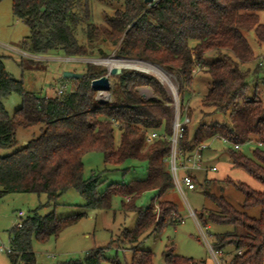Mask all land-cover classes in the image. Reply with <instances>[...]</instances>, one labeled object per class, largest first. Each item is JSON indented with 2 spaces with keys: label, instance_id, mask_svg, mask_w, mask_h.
<instances>
[{
  "label": "trees",
  "instance_id": "obj_1",
  "mask_svg": "<svg viewBox=\"0 0 264 264\" xmlns=\"http://www.w3.org/2000/svg\"><path fill=\"white\" fill-rule=\"evenodd\" d=\"M123 3V8L108 18L106 28L93 22L89 0H11V9L13 16L28 27L29 33L21 42H30L34 53L61 50L67 57H90L92 52L80 43L78 34L84 31L85 41L93 42L102 33V40L116 47L117 56L146 60L173 74L183 109L186 95L194 93V68L197 64L204 67L209 87L195 107L197 115L193 106L185 109L189 120L178 142L179 157H187L213 138H225L241 146L252 141L261 143L251 156L234 148L228 153L232 167L245 171L263 189L227 177L226 181L243 195L240 209L221 190L206 188L204 195L214 208H203L197 220L203 227L208 222L231 227L215 233L210 243L215 253L231 256L224 264H264V100L257 93L250 95L247 80L263 64L259 61L254 68L242 67L258 59L255 46L264 48V0H159L156 6L144 0ZM248 32H252L255 46L249 42ZM208 52L218 57L205 62L204 54ZM100 54L104 52L100 50ZM106 73L102 66L86 64L80 78H71L76 84L70 91L41 96L14 79L0 56V148L17 144L18 128L40 125L36 137L9 155L0 156V197L10 193L45 194L46 202L39 208H51L45 215L34 210L21 228L11 230V264H39L32 240L45 243L57 238L85 215L56 218L52 209L69 189H75L89 209L109 208L115 195L129 197L127 202L121 201V207L137 214L133 227L122 232V242L131 250L130 264H153V253L140 248V238L149 231L162 232L180 218L176 204L166 198L175 189L168 164L170 141H146L152 130L166 137L172 133V110L164 87L152 75L119 69L111 74L112 100L102 102L95 98L90 82ZM261 82L264 84V79ZM142 86L151 88L153 100L138 93ZM12 93L18 94L21 102L9 115L1 100ZM90 151L102 152L104 164L111 168L136 161L122 167L124 174L146 163V176L109 184L99 191L100 173L83 179L82 157ZM146 191L154 193L151 201L137 207L134 200ZM254 208H258L257 216L248 212ZM106 249H92L83 258L58 264H102L107 259ZM164 261L194 264L192 258L174 253L173 247L164 253ZM111 262L121 264L116 259Z\"/></svg>",
  "mask_w": 264,
  "mask_h": 264
},
{
  "label": "rangeland",
  "instance_id": "obj_2",
  "mask_svg": "<svg viewBox=\"0 0 264 264\" xmlns=\"http://www.w3.org/2000/svg\"><path fill=\"white\" fill-rule=\"evenodd\" d=\"M123 0H89V11L93 22L101 28H106L107 20L111 17L116 9H122ZM29 33L28 27L12 14L11 0H0V56L6 71L17 80L22 81L23 87L31 92L41 96L56 95L57 89L64 85L65 91L71 90L76 84L71 78H64L63 72L71 71L83 73L86 64H94L106 68L107 73L114 67L108 68L103 63H94L92 59L120 57L114 51L108 41L102 40L101 34L93 42L85 41L84 31H80L78 39L92 52L90 57H67L61 50H52L46 54H36L33 52L30 42H21L26 39ZM247 38L255 46L252 32L247 33ZM100 50L104 54H100ZM258 59L249 63L242 64L243 68H254L256 63L262 61L261 70L258 73H250L247 80L250 85V95L257 93L264 100V48L259 49L255 46ZM25 52V53H23ZM218 55L215 52L204 54V61L209 62L216 59ZM124 58V57H123ZM129 59V58H128ZM131 60H140L133 59ZM146 61V60H144ZM149 62V61H146ZM152 63V62H149ZM155 64V63H152ZM158 65V64H156ZM159 66V65H158ZM161 67V66H160ZM119 69L138 70L156 77L164 87L167 94L168 104L171 106L172 115L170 118V127L172 129L174 109V96L179 104V113L182 115L187 106H193L196 112L199 99L206 93L209 87V76L202 70V66L197 64L194 68V93L186 95V106L181 108L178 98V83L173 74L172 83L175 87V93H172L167 84L154 72L142 71L132 67H118ZM162 68V67H161ZM163 69V68H162ZM110 85L112 76L108 75ZM138 93L146 100L154 99V94L150 87L142 86L137 89ZM110 99L112 94L107 91ZM97 92L95 93V98ZM188 101V102H187ZM4 108L9 115L20 106V97L12 93L1 100ZM201 118L202 116L199 115ZM221 118V116H220ZM211 118L206 117L205 120ZM217 119H219L217 117ZM196 124H192L194 128ZM40 125L31 128H18L16 130L17 144L14 147L0 148V156H6L15 149L20 148L25 142L36 137L40 133ZM116 140L119 139L118 132L115 134ZM202 151L203 168L193 171L195 176V189L187 190L183 188L181 193L176 187L170 191L166 198L176 204L177 211L183 222H177L169 226L162 232H147L140 238L139 246L143 250H149L153 253V264H165L164 253L169 247H173L174 253L190 257L194 264H224L230 260L231 256L221 253L214 254L210 251L209 245L213 240L215 233L225 232L231 229L227 225H219L208 222L207 227L200 226L192 216H189V208L193 210L195 216L203 208L213 209V204L204 195V189L211 191L221 190L226 199L236 208L240 209L243 195L240 191L230 185L226 178L241 181L254 189L262 190L263 186L254 180L245 171L233 168L230 163L229 149H233V144L224 141L221 138H213L206 143ZM259 148L254 141L248 142L241 147V151L251 156L253 150ZM181 158L179 159V161ZM83 179L87 180L94 174L100 173L99 191H103L107 185L116 183H127L133 180H141L146 176V163H140L133 168V171L127 174L123 173L122 167L127 164H135L136 161L129 160L120 168H111L103 162V153L99 151H90L83 155ZM178 165V164H177ZM210 166H215L216 170H209ZM179 167V165H178ZM111 168V169H107ZM177 175L181 179L183 170L177 169ZM221 188V189H220ZM152 191H146L134 200L137 207H145L153 197ZM128 196L115 195L112 198L109 208L89 209L84 206V200L75 189H69L63 193L57 200L54 209L56 218L73 216L85 213L77 223L65 228L57 238H50L45 243H40L35 239L32 240V249L35 254L36 262L39 264H58L61 261L74 258H83L86 252L96 248H107L105 255L107 259L102 264H112L111 260H118L121 264H130L131 250L125 242H122V232L130 230L136 220V212L133 210H124L121 207V201H126ZM46 202L45 194L34 193H10L0 197V247L10 245L11 230L16 228L18 221H24L28 216L33 215L34 210L39 215H45L51 208L40 207ZM158 210V207H155ZM249 214L257 216L258 208L248 211ZM232 250V248H228ZM52 255L53 257H49ZM9 254L0 251V264H11L8 258Z\"/></svg>",
  "mask_w": 264,
  "mask_h": 264
},
{
  "label": "built area",
  "instance_id": "obj_3",
  "mask_svg": "<svg viewBox=\"0 0 264 264\" xmlns=\"http://www.w3.org/2000/svg\"><path fill=\"white\" fill-rule=\"evenodd\" d=\"M156 1L157 2L154 4V6H156L157 3L159 2V0H156ZM64 92H65V86L64 85L60 86L56 91V93L58 95H60ZM173 98H174L175 114L173 116V121H172V133H171V135L166 137L164 134H160L158 131L152 130V131L148 132V134L146 136V141L151 142L157 138H166L170 141V154L168 157L169 170L171 172L175 187L181 193H183V188H185L187 190L195 189V182H194L195 176L193 174V171H196V170L203 168L202 151H203V149H205L207 147V145L204 143L199 145L187 157H185L183 159L181 158V160L179 161L180 157H179L178 142H179V139H180L181 134L183 132V125L185 123H187L189 119L186 115V110L182 115H180L179 104H178L177 98H176V96H174ZM96 99L99 101H102V102L111 101L107 91H97ZM221 139H223L224 141H227L225 138H221ZM257 144H258V146H261V143H257ZM241 147H242L241 145L233 144V148L235 150H239V149H241ZM177 164L179 165V167ZM178 168H181L183 170V176L181 179L177 175V169ZM209 170L215 171L216 167L211 166V167H209ZM128 200H129V197H126V201H128ZM188 215L192 216L195 219V221L197 222V224H199L197 217L195 216L193 210L190 208H189ZM178 221L182 223L183 218L180 217L178 219ZM22 223H23L22 221H18L16 224V228H21ZM0 251H4L8 254L13 253L11 245H9L8 247L1 246ZM211 252H213V254H214V251L211 250ZM49 257L52 258L53 256L49 255Z\"/></svg>",
  "mask_w": 264,
  "mask_h": 264
},
{
  "label": "bare ground",
  "instance_id": "obj_4",
  "mask_svg": "<svg viewBox=\"0 0 264 264\" xmlns=\"http://www.w3.org/2000/svg\"><path fill=\"white\" fill-rule=\"evenodd\" d=\"M94 63H103L108 66V68L112 67H132L137 68L142 71L154 72L162 82L168 85L172 93H175V87L172 83V76L167 73L164 69L156 64H152L146 62L144 60H131L130 58L123 57H110V58H101V59H92Z\"/></svg>",
  "mask_w": 264,
  "mask_h": 264
},
{
  "label": "water",
  "instance_id": "obj_5",
  "mask_svg": "<svg viewBox=\"0 0 264 264\" xmlns=\"http://www.w3.org/2000/svg\"><path fill=\"white\" fill-rule=\"evenodd\" d=\"M144 2L146 4H148L149 6H154V4L157 2L156 0H144ZM42 10H44V8H42ZM119 71L118 67H114L112 68L108 73H106L105 75H102L96 79H93L90 82V86L91 89L95 92L97 91H109L110 89V80L108 75L110 74H115ZM63 77L64 78H80L81 74L79 73H75V72H71V71H65L63 72Z\"/></svg>",
  "mask_w": 264,
  "mask_h": 264
},
{
  "label": "crops",
  "instance_id": "obj_6",
  "mask_svg": "<svg viewBox=\"0 0 264 264\" xmlns=\"http://www.w3.org/2000/svg\"><path fill=\"white\" fill-rule=\"evenodd\" d=\"M23 53H25V52H23ZM210 167H211V166H210ZM196 223H197V222H196ZM198 225H199V224H198ZM199 226H200V225H199ZM209 248H210V251H211L212 249H211L210 245H209ZM212 251H213V250H212ZM212 253H213V252H212ZM8 258H9V257H8ZM9 261H10V260H9ZM10 263H11V262H10Z\"/></svg>",
  "mask_w": 264,
  "mask_h": 264
}]
</instances>
